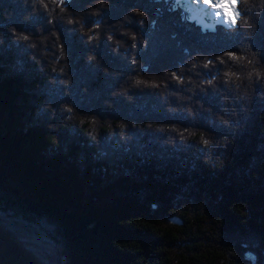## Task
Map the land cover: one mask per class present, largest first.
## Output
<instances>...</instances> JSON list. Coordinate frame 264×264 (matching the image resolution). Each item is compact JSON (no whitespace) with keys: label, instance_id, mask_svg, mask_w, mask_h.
I'll return each instance as SVG.
<instances>
[{"label":"trees","instance_id":"1","mask_svg":"<svg viewBox=\"0 0 264 264\" xmlns=\"http://www.w3.org/2000/svg\"><path fill=\"white\" fill-rule=\"evenodd\" d=\"M11 1L1 224L41 223L49 264H264V0L214 32L176 0Z\"/></svg>","mask_w":264,"mask_h":264},{"label":"rangeland","instance_id":"2","mask_svg":"<svg viewBox=\"0 0 264 264\" xmlns=\"http://www.w3.org/2000/svg\"><path fill=\"white\" fill-rule=\"evenodd\" d=\"M183 1L186 2V7L189 9L190 13L192 14L193 19L197 20L198 25L201 27L203 31L214 32L217 26L235 27L229 24L222 17H217L211 13L201 11L200 9L203 6L198 7L194 4H191L190 0H183ZM11 2H12L11 0H8L7 3L10 4ZM51 58L53 59L52 56ZM210 89L208 91L209 94L207 95V97L209 99L213 97V99L215 100L213 93H211L213 88ZM214 102L212 103L211 108L207 110L208 112H213V110L218 105L217 101ZM189 105L192 106V110L189 112L190 114L192 113L193 116L202 117V115L207 114V111H204V108H202L203 111H200L195 107L194 104H189ZM146 127L143 126L142 130H145ZM1 220H2V224L0 222V264H49L47 262H43L41 260L43 258L39 256L41 258L40 259L35 254V250H34L35 244L37 245V248L39 250L41 249V252L45 256H50L49 258L50 260H51V256L56 257L55 255H57L58 252L53 250L52 247L48 243H46V241L48 240H46L45 234H41V232H43L41 225H39L41 223L34 224L32 226L30 224L27 225L24 224L23 226H19L23 234L17 235L15 231L11 229H7V226L5 225V219L3 217H1ZM28 227L31 229L32 232L25 230V228ZM53 263L55 264L56 262Z\"/></svg>","mask_w":264,"mask_h":264},{"label":"snow or ice","instance_id":"3","mask_svg":"<svg viewBox=\"0 0 264 264\" xmlns=\"http://www.w3.org/2000/svg\"><path fill=\"white\" fill-rule=\"evenodd\" d=\"M63 2V0H61ZM242 0H190L191 4L203 6L200 10L222 17L229 24L235 26L241 16L239 6Z\"/></svg>","mask_w":264,"mask_h":264},{"label":"water","instance_id":"4","mask_svg":"<svg viewBox=\"0 0 264 264\" xmlns=\"http://www.w3.org/2000/svg\"><path fill=\"white\" fill-rule=\"evenodd\" d=\"M174 220H175V222H176L177 224H182L181 221H180L179 219H176V218H175Z\"/></svg>","mask_w":264,"mask_h":264}]
</instances>
